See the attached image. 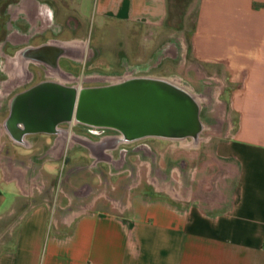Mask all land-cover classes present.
<instances>
[{
    "label": "crops",
    "instance_id": "crops-1",
    "mask_svg": "<svg viewBox=\"0 0 264 264\" xmlns=\"http://www.w3.org/2000/svg\"><path fill=\"white\" fill-rule=\"evenodd\" d=\"M190 2L176 28L171 0H0L2 44L17 52L79 42L82 60L96 51L104 60L98 45L113 46L111 53L117 46L134 69L189 58L227 87L239 114L236 137L221 149L236 166L229 206L201 209L143 192L117 207L98 201L64 217L36 208L11 219L22 200L4 196L0 182V236L13 230L0 264H264V0ZM63 59L81 62L63 55L60 69ZM2 169L5 185L32 195L23 168Z\"/></svg>",
    "mask_w": 264,
    "mask_h": 264
},
{
    "label": "rangeland",
    "instance_id": "rangeland-1",
    "mask_svg": "<svg viewBox=\"0 0 264 264\" xmlns=\"http://www.w3.org/2000/svg\"><path fill=\"white\" fill-rule=\"evenodd\" d=\"M171 1L174 24L180 28L182 12L179 11L190 0ZM5 19V14L1 12L0 182L4 184V196L22 200H18L17 214L11 219H17L21 211L36 208L49 210L51 216L55 213L64 217L75 211H87L88 206L98 201L108 206L113 203L117 207L126 204L129 197L143 192L201 209L222 210L230 205L236 184V166L233 160L221 155V149L230 145L236 137L239 114L229 101L227 87L218 78L202 76V71L189 64V58L186 62L178 59L160 61L151 69L150 66L134 69V62L119 60L117 46L115 53H111L113 46L98 45L106 52L101 54L104 60L99 59L98 51L94 57L86 55L82 62L63 59L59 71L69 80L64 85L82 89L115 84L131 77L174 79L200 100L201 120L206 127L200 141L195 142L199 143L198 147L175 140L147 138L116 148L96 150L92 154L89 147L74 139H86L100 147L105 137L120 134L77 122L60 125L62 134L29 136L26 143L19 145L3 132L11 100L18 93L48 80L49 68L31 63L27 67L29 81L15 91L5 90L3 83L9 80V76L4 72V65L8 58L17 55L19 49L2 44ZM91 58L92 61H89ZM99 78L106 80L100 81ZM59 151L61 154L57 157ZM3 163L6 166L14 164L26 171L25 187L30 189L33 186L31 196L25 195L15 183L5 185ZM166 186L177 190L180 199L161 192ZM4 231L0 236V248L13 232L12 229Z\"/></svg>",
    "mask_w": 264,
    "mask_h": 264
},
{
    "label": "water",
    "instance_id": "water-1",
    "mask_svg": "<svg viewBox=\"0 0 264 264\" xmlns=\"http://www.w3.org/2000/svg\"><path fill=\"white\" fill-rule=\"evenodd\" d=\"M21 51L40 63L37 53L51 52V66L58 69L67 49L43 45ZM73 122L118 132L132 142H199L204 131L198 102L173 84L153 78L82 89L45 80L13 97L4 125L8 136L20 142L33 135H57L60 125Z\"/></svg>",
    "mask_w": 264,
    "mask_h": 264
},
{
    "label": "bare ground",
    "instance_id": "bare-ground-1",
    "mask_svg": "<svg viewBox=\"0 0 264 264\" xmlns=\"http://www.w3.org/2000/svg\"><path fill=\"white\" fill-rule=\"evenodd\" d=\"M2 37H4V36H2ZM12 40L14 41V39H12ZM60 46L62 48L67 49V52H66L65 55H69V57H71V58H73L75 60H79V61L82 62V59H81L82 55L81 54H75V52H77V53L83 52L84 45L79 44V42H75V43L73 42V43H70V44H61ZM50 54H51V52H44V51H41V52H38L37 53L38 58H40V60H42L43 62H45V64L43 62L40 63V62L32 61L31 59H33V60H36V59L32 58V56L26 55L24 53V51L18 52L17 55L8 58L6 60L5 65H4V72L9 76V80L7 82H4L3 83V87H6L7 86L8 89H10L8 92H12V91H15L16 89H18L19 87L24 86L25 83L27 81H29V79H30L28 77V74H27V67L31 63L45 65V66H47L49 68L48 71H47V75H46V77L48 79L47 81H53V82L65 84V82L66 81H69V80H68L67 77L64 76V74L62 72L59 71L60 68L55 69V68H53L51 66V56H50ZM133 67H135V66H133ZM136 78H153V79H160V80L169 82V83L173 84L174 86L180 88L181 90L185 91L187 94H189L200 105V100L198 99V97L192 91H190L187 87H185L184 85H182L181 83H179L178 81H176L174 79L144 76V77H131L128 80H130V79H136ZM99 80L100 81H105L106 79L99 78ZM204 127H206V126L204 125ZM62 131L63 130L60 129V127H59L58 128L57 135L62 134ZM3 132L6 135L9 134L7 132V130H6L5 125L3 126ZM12 140L15 141V139H12ZM74 140L79 141L83 145L89 147L92 150V154H94V151H96V150H101L102 151V150H105L106 148L107 149H110L112 147L113 148H116L119 145L132 142V141H127V139L125 138V136H122V135H115V136L105 137L104 140H103L104 142L101 144L100 147L97 146V145L95 146L93 143H91L89 140H86V139H82V138H77L76 137V139H74ZM179 141L180 142H183V143H187L188 146H192V147H195V148H197L198 145H199V143H195V141L192 142V141H189L187 139L179 140ZM15 143L21 145V144L26 143V142H25V140H22L20 142L15 141ZM60 154H61V151L57 152L56 156L58 157V156H60ZM138 154H139V152H138Z\"/></svg>",
    "mask_w": 264,
    "mask_h": 264
},
{
    "label": "flooded vegetation",
    "instance_id": "flooded-vegetation-1",
    "mask_svg": "<svg viewBox=\"0 0 264 264\" xmlns=\"http://www.w3.org/2000/svg\"><path fill=\"white\" fill-rule=\"evenodd\" d=\"M5 88V90L8 92L10 89H8V87L6 86V87H4ZM96 133H98V132H96ZM39 135H44V134H39ZM33 136H38V135H33ZM54 136V135H53ZM25 174H26V171H25Z\"/></svg>",
    "mask_w": 264,
    "mask_h": 264
}]
</instances>
